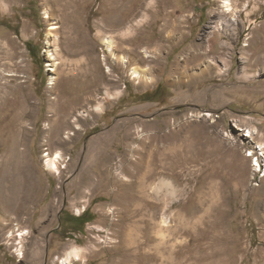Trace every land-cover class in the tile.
Masks as SVG:
<instances>
[{
	"label": "rangeland",
	"instance_id": "obj_1",
	"mask_svg": "<svg viewBox=\"0 0 264 264\" xmlns=\"http://www.w3.org/2000/svg\"><path fill=\"white\" fill-rule=\"evenodd\" d=\"M86 1L73 29L57 6L53 19L45 18L43 0L0 7V39L17 51L12 66L2 65L15 75L0 69V98L7 80L25 79L28 107L19 192L11 191L13 177L0 180V264H57L73 245L82 247L74 264H264V150L256 147L264 140V0H231L226 18L233 19L222 35L210 27L224 12L220 0H161L165 9L156 1L157 22L149 26L148 17L127 35L99 30L103 0ZM167 17L182 18L187 34L180 41L161 33ZM106 35L115 38L116 53L131 49L141 60L125 65L114 58L102 43ZM159 37L163 70L139 81L132 65H154L142 46ZM201 39L214 41L210 55L225 60L222 72L191 87L168 79L174 59ZM246 39L249 68L259 72L251 79L237 72ZM191 94L196 98L186 99ZM98 103L102 109L89 110ZM4 104L0 163L19 110ZM82 108L88 113L73 121ZM57 151L60 174L45 162Z\"/></svg>",
	"mask_w": 264,
	"mask_h": 264
},
{
	"label": "bare ground",
	"instance_id": "obj_2",
	"mask_svg": "<svg viewBox=\"0 0 264 264\" xmlns=\"http://www.w3.org/2000/svg\"><path fill=\"white\" fill-rule=\"evenodd\" d=\"M8 1L10 0H0V7H4ZM156 1L159 7L161 5L164 6V9L167 7V3L161 0H103V4L99 6L97 10L101 9L102 11L105 12L104 16L106 20H102V22L100 21L101 23L98 26L99 30L111 29L117 31L121 35H127L138 30L140 27L139 21L142 22L148 17H151V19L149 20V26H151L154 22H157L156 20L159 19L157 18V13L160 10V8L158 7V5H156ZM220 1L223 2L224 12H222L220 15H217L215 20L210 21V27H214V29L218 31V34L222 35L223 33L229 31L228 26L231 24L233 18L230 19V21L226 18V14H227L226 10L227 11L231 10L233 6L231 0H220ZM86 2H87L86 0H43V3L46 6L44 11V17L47 18L48 20H52L53 15L55 13L53 12L54 11L53 9L55 6H57L59 12L61 11V15L63 14V16H69L70 18H72L71 19L72 22L68 23L67 26L73 29L76 26H78L77 24L79 23V19L77 18L80 16L79 12L80 10H82V7H85L83 4H85ZM168 13H166L167 16L169 15ZM181 22H182V18H175L174 20H172L169 17H167L165 19V21L161 26L160 31H162L161 33H163L164 31L166 32L165 35L166 40L170 42L180 41L186 36L187 33L185 29H183L182 26L180 25ZM50 23H51L50 29H56L59 27L57 21ZM80 25L82 27L84 24H80ZM160 40L161 37L156 39L157 43L151 48L149 46H142V51L144 52L145 57L147 58L152 57L151 60L154 61V65L151 66L150 63H147L144 66L133 64L131 70L134 77L137 80L139 81L140 80L147 81L149 79L153 80V77L150 76L149 73L152 71L160 72L161 70H163V66L161 64L163 58L161 54L162 44L159 42ZM247 40L248 39H246L244 42L243 52H242L243 55L242 57L244 58L243 61L245 62V64L243 65L241 71H237V72L239 76H241L242 78L251 79L252 77H256L259 72L258 70L251 71V69L249 68L251 53L248 52L250 43ZM102 43L106 45V47L110 51L109 53L114 58L121 59L125 65H128L129 62L131 61L132 62L135 61V63H137L141 60V58H137L135 54L133 55V52L132 53L130 52L131 49L125 51L124 53H120V54L116 53L115 51L116 40L113 36L110 35L102 36ZM228 44L229 42L225 40L224 46L227 47ZM213 45H214V41H212L211 39L210 40L201 39L200 41L191 42L174 59L173 66L168 74V79H170L175 83H182L183 81H186L188 82V86L191 87V84L194 81L202 79L205 75H213L215 73L219 74L220 72H222L223 66L221 67V65L218 64L219 61H221L224 66H226L227 63L225 62V60L224 61L221 60L222 57L219 55L218 56L210 55L211 53H214ZM19 54L23 55L22 52H20ZM16 56H17V51L14 50L13 45L8 40L3 41L2 39H0V60L3 61V64L0 65V69H4L7 75L9 76H14L15 74L11 72L12 71L11 69L3 68L2 65L12 66L15 63L13 58ZM261 57H263V55H261ZM48 58H49L48 65H52L49 70L52 71L56 70V68H54V60L59 58L58 53L56 51H53L51 53V56L49 54ZM22 62H24V59H22ZM20 66H24V65L22 64ZM262 70H264V67H262ZM12 81H15V79L7 80L6 86L9 84L7 86L9 87V90L6 92L5 95H3L0 98V104L4 102L5 104L3 107L4 108L8 107V109L9 106L14 107L15 104L17 106V109L19 110L15 115V118H13L14 121L11 129L13 136L11 135L12 139L7 144V149L5 151V156H7V158H5V160L0 163V180L2 181L1 184L3 185L5 181L4 179H6L7 176L13 177L15 179V183L12 185L11 191L12 193H17L19 192L21 185L19 183V179H20L19 177L25 173L27 167V164L25 162L26 158H24L25 157V150L23 148L24 146L22 145L21 148L19 147V144L25 141L24 139L26 138L27 135L26 132L27 124L25 122H26V116L28 114L26 111L28 110V107L27 108L25 107L26 98L23 94L25 79H22L20 82L17 83V85H11ZM17 91L19 92L18 99L15 97V93ZM105 93L110 95V93L107 90L105 91ZM195 98L196 96L194 94H191L186 99L194 100ZM102 107L103 104L98 103L95 105V107H89V110L102 109ZM87 113H88L87 109L84 108L79 109L73 121H77L79 116ZM199 113L200 115H206L208 117L212 116V113L209 110L202 111L200 109ZM67 122H68L67 116L62 117L60 126L63 127L65 124H67ZM62 127H59V130ZM78 127L79 126L77 125L76 128ZM68 134L69 136H66L67 138H69L70 135H73L74 132L68 131ZM252 135L253 132L251 131L250 136ZM257 144L258 145L256 147H259L261 150H264L263 139H260L257 142ZM2 157L0 158L1 160ZM45 157H46L45 162L46 165L49 167V169L54 170L60 174L61 166L59 165V162L63 157L62 153L60 151H57L56 154H52V155L47 153ZM138 163L139 166H141L144 162L139 161ZM3 189L1 191H4ZM0 220L3 221L5 220L1 214H0ZM162 221L164 222V224H167L166 217H164ZM22 237L23 235L21 234V238ZM81 253H82V247L79 245H73L65 253L64 256L58 257L57 264H74L75 260L81 261L82 260ZM20 254L24 256V251L22 250V248L20 249Z\"/></svg>",
	"mask_w": 264,
	"mask_h": 264
},
{
	"label": "trees",
	"instance_id": "obj_3",
	"mask_svg": "<svg viewBox=\"0 0 264 264\" xmlns=\"http://www.w3.org/2000/svg\"><path fill=\"white\" fill-rule=\"evenodd\" d=\"M30 51H31V53H33L32 48H30ZM33 56L36 57L37 54H34ZM146 95H147V93H142V94H141V96H144V97H145ZM85 213H86V211H84V212L82 213V215L79 216L80 220H83L84 223H85L86 221H88V219H85Z\"/></svg>",
	"mask_w": 264,
	"mask_h": 264
},
{
	"label": "built area",
	"instance_id": "obj_4",
	"mask_svg": "<svg viewBox=\"0 0 264 264\" xmlns=\"http://www.w3.org/2000/svg\"><path fill=\"white\" fill-rule=\"evenodd\" d=\"M258 167H259V168H257V169H261L260 165H258ZM263 168H264V163H263Z\"/></svg>",
	"mask_w": 264,
	"mask_h": 264
}]
</instances>
